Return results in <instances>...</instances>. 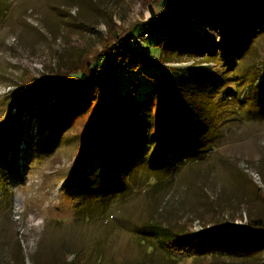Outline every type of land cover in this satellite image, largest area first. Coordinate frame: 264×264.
I'll use <instances>...</instances> for the list:
<instances>
[{"label":"rangeland","instance_id":"1","mask_svg":"<svg viewBox=\"0 0 264 264\" xmlns=\"http://www.w3.org/2000/svg\"><path fill=\"white\" fill-rule=\"evenodd\" d=\"M160 1L0 0V264H264V251L238 242L167 254L147 228L264 223V20L248 3L197 1L157 51L169 111L190 119L183 138L163 123L159 95L152 111H138L146 119L129 114L125 98L141 100L152 85L138 74L155 67L123 65L124 97L109 108L97 99L59 113L70 89L63 78L148 21ZM148 116L150 133L165 127L178 147L156 154L138 142ZM47 177L56 206L31 219L28 194Z\"/></svg>","mask_w":264,"mask_h":264},{"label":"trees","instance_id":"2","mask_svg":"<svg viewBox=\"0 0 264 264\" xmlns=\"http://www.w3.org/2000/svg\"><path fill=\"white\" fill-rule=\"evenodd\" d=\"M197 1L202 0H161L158 12L152 11L153 14L148 21L137 24L135 30L131 28L125 33L126 35L114 34L113 41L106 42L103 51L94 52L95 59L93 62L90 59H83V61H85L84 68L80 67L76 70V74H72L70 78H63L64 83L68 84L67 86H69L70 89L69 92L66 93L68 96L65 97V100L63 101L64 104H61L60 106L59 113L63 110H65L64 112L68 111L69 113L70 111L71 113H75L76 105L80 101L86 108L88 105L96 103L97 99L102 102L101 105L104 104L106 108H109L111 106L109 102L111 97H124L122 93L124 86L121 85V80L123 78H121V76L118 77L121 68H124L123 65L129 64L128 66H125L126 68H124L122 72L130 71L139 66L146 68L155 67V71L153 72L155 74L154 76H151L150 74H138L140 77H150L152 85L150 88H147L146 93L142 94L141 100L130 99V97L125 98V100L130 103L131 109L129 114L135 119L144 118L143 116H140L138 111H152L155 98L159 95L158 99L162 107L163 123L170 122L172 125H175L180 138H183V129L180 131L181 125H186L185 120L187 122L190 119H188L187 116L180 118L173 115L172 112L170 113L169 109L173 110L174 108L173 105L172 107L170 106L169 98L166 93L168 83L161 73L158 66V59L156 57H158L157 51L161 50L164 42L171 39L180 29L182 19L189 7ZM230 1L237 5L248 3L251 7L246 8L251 11L252 17L260 18L262 21L264 20V0ZM246 21L249 22V19ZM143 32H146L147 37L145 39L143 37L141 39H136L134 37L135 34L139 33L138 36H140ZM155 33H159L158 38L155 40L154 44H148L146 41ZM131 39L133 41H131ZM131 42H135L134 47L131 46ZM84 56L87 57L86 55ZM57 80L58 79H54L53 81L57 82ZM136 81L137 80H135V82ZM96 109L99 111V104ZM86 112L87 111H84L82 114ZM64 114L65 113H61L59 116ZM73 116L74 115H72V117ZM149 118L150 119L147 120L145 124L143 123L145 126L142 128L138 142L142 146H146L150 149L153 148L156 154H163L166 145L169 148L178 147L179 143L182 141L177 139L174 135L170 136V131H167L165 127H162V129L160 128V131L157 130L154 133H150V127L154 117L150 116ZM162 178V176L156 178V186L161 185ZM147 228L156 233L152 234V237L155 239V242H158L161 249L165 253L172 255L187 252L190 243L192 242H205L206 248H209L212 245L216 246L215 243L219 244V242L223 243L228 241L230 245L238 242L240 246H235V249L248 245L253 252L264 251V223L261 219H250L247 225L236 227L233 230H227V228H225L222 231H212V229H208L201 231V233H191L189 231L181 230L174 231L169 227H160L156 223H150ZM141 233L142 232H140V238L142 235ZM200 234H202L200 236L201 240H197L195 236ZM141 241L142 243L147 244L146 246L148 249L153 246L146 237H143V240L141 239Z\"/></svg>","mask_w":264,"mask_h":264},{"label":"bare ground","instance_id":"3","mask_svg":"<svg viewBox=\"0 0 264 264\" xmlns=\"http://www.w3.org/2000/svg\"><path fill=\"white\" fill-rule=\"evenodd\" d=\"M48 179V180H47ZM47 179L39 180L36 184L35 191L28 194L31 203L37 207V210H32L31 219L43 215L46 210H49L52 206H56V202L49 196V190L46 189L44 183H51V180Z\"/></svg>","mask_w":264,"mask_h":264}]
</instances>
